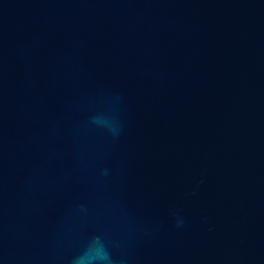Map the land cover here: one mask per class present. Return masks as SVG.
I'll return each instance as SVG.
<instances>
[{"label":"water","instance_id":"obj_1","mask_svg":"<svg viewBox=\"0 0 264 264\" xmlns=\"http://www.w3.org/2000/svg\"><path fill=\"white\" fill-rule=\"evenodd\" d=\"M0 264H264V0H0Z\"/></svg>","mask_w":264,"mask_h":264}]
</instances>
